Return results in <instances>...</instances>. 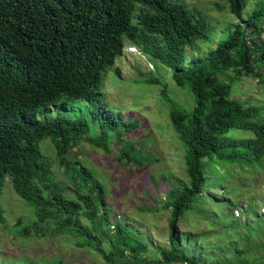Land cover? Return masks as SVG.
<instances>
[{
  "label": "trees",
  "instance_id": "1",
  "mask_svg": "<svg viewBox=\"0 0 264 264\" xmlns=\"http://www.w3.org/2000/svg\"><path fill=\"white\" fill-rule=\"evenodd\" d=\"M226 2L238 21L202 59L184 65L183 46H191L195 39L208 40L212 27L198 9H189L183 1L0 0V191L8 180L35 217L18 230L19 235L71 236L76 247L96 251L107 264H264V257L238 261L241 250L236 243L226 248L234 261L219 253L210 255L198 235L189 239L192 233L179 226L183 216L195 210L209 225H217L224 208L231 213L235 202L216 204L218 195L208 194L216 176H222L217 184L224 191L228 166L245 171L243 165L252 169L264 162V118L251 119L253 108L231 98L228 83L217 77L231 70L261 82L264 0H256L244 18L241 12L248 0ZM125 41L149 60L168 67L173 83L187 87L194 100L192 108L184 110L166 99L170 124L184 145L186 181L163 196L160 210H169L167 242L154 249L156 254H149L154 258H148L145 244L128 235L125 225L110 221L104 186L82 162L78 150L85 141L107 154L112 152L104 142L107 132L120 124L100 111L104 105L98 95L101 80L121 55ZM144 82L158 83V78ZM69 101H76L73 107L80 110L74 116L63 112ZM51 107L53 117L37 118L41 109ZM90 124L99 131L96 139L88 134ZM121 125L128 132L136 122ZM233 128L251 134L224 135ZM42 138L53 145L52 156L39 152ZM116 147L118 160L144 165L138 145ZM250 201L243 211L246 216ZM201 204L209 211L204 212ZM225 224V231L233 226L226 219ZM242 224L251 232L259 231L250 223ZM102 241L109 244L108 249L100 247Z\"/></svg>",
  "mask_w": 264,
  "mask_h": 264
},
{
  "label": "rangeland",
  "instance_id": "2",
  "mask_svg": "<svg viewBox=\"0 0 264 264\" xmlns=\"http://www.w3.org/2000/svg\"><path fill=\"white\" fill-rule=\"evenodd\" d=\"M180 1L189 9H198L212 27L208 40L195 39L191 46H183L184 65H188L209 53L238 20L228 11L226 0ZM255 1L248 0L241 12L243 18L252 10ZM193 15L197 17L198 14ZM263 37L264 31L260 34V38ZM170 72L168 67L149 60L136 46L125 41L121 55L115 58L113 66L102 78L98 95V100L104 105L100 111L120 124L106 135L104 143L112 152L107 154L102 147H94L85 141L78 146L82 162L104 186L105 207L110 221L122 223L128 235L143 242L148 258H154L149 254H156L154 249L167 242L169 210H160L163 196L171 187L186 181L183 172L184 145L170 124V104L166 99L170 98L184 110H190L194 100L187 87L173 83ZM260 73L263 77L261 82L250 75H236L231 70L217 74L220 80L228 83L231 98L253 108V120L264 118V67H260ZM148 77H157L158 83L144 82ZM75 102H67V110L63 112L69 116L80 112L73 107ZM44 115L53 117L55 111L52 107L41 109L36 116L42 119ZM128 121L136 122V126L125 132L121 124ZM89 130L88 134L96 139L99 134L96 125L90 124ZM250 134L248 130L233 128L224 135L243 138ZM131 144L141 148V155L146 159L143 166L115 158L116 146L124 148ZM38 149L45 157L53 154V145L48 138L38 141ZM133 153L137 154V151ZM243 168L245 171H241L237 165L228 166L230 173L224 178V191L217 184L222 180L221 175L216 176L215 186L208 191V194L213 192L218 195L216 204L235 202L231 206V213L222 205L223 218L217 220V225H209L197 214V210L188 212L179 222L180 230L192 233L188 235L189 239L193 234L198 235L200 241L207 245L205 251L210 255L219 253L232 261L235 258L227 253L226 248L233 243H236L237 250H241L238 261L264 257V162L261 167L251 169L243 165ZM218 172H223V167H218ZM201 191L204 196L207 194V188L203 187ZM248 200L251 201L249 215L246 216L243 211L248 207ZM143 207L158 211L151 212ZM199 207L204 212L209 211L203 204ZM0 208L3 216L0 220V264H107L96 251L76 247L71 236L36 237L31 232L26 236L19 235L18 230L30 224L35 217L32 207L13 192L8 180H5L0 191ZM18 218L21 221L19 224ZM224 218L233 223L229 231L223 229L228 224H225ZM242 222L250 223L259 231L251 232ZM99 245L104 249L109 248L105 241ZM209 253L200 255L209 256Z\"/></svg>",
  "mask_w": 264,
  "mask_h": 264
}]
</instances>
